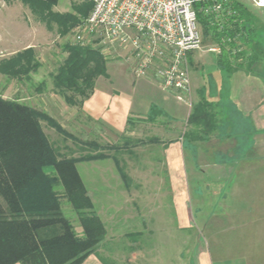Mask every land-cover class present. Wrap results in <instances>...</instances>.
Segmentation results:
<instances>
[{
  "label": "rangeland",
  "instance_id": "374dc122",
  "mask_svg": "<svg viewBox=\"0 0 264 264\" xmlns=\"http://www.w3.org/2000/svg\"><path fill=\"white\" fill-rule=\"evenodd\" d=\"M20 1L0 0V59L29 45L25 40L30 38L38 45L35 54L40 66L31 73V80L22 79L17 82L16 79L0 74V95L18 98L21 102L44 111H54V118L73 137L63 136L44 121L43 132L63 155L78 156L96 151L102 155L101 158L76 164V170L94 204V211L106 228V236L98 246L103 258L99 257L106 264H130L127 262L128 258H124L132 249L142 247L146 249L142 252L146 253L144 258H129L135 260V264H194L195 249L204 245L209 256L217 263L222 238L235 240L238 233L236 243L239 242L240 247H245L246 243L262 246L264 147L253 145V129L243 126L245 131L240 132L242 124L236 119L233 109L227 112L228 108L221 107L226 101L223 99L224 102H221V99L229 91L230 87L227 85L230 82L217 66L214 53L207 50L209 43L203 41L199 50L190 52L192 64L189 66V100H192V104L196 102L203 89L205 99L212 103L211 109L217 111L221 108L218 115L221 123L218 121L219 126L216 124L217 128L213 133L204 142L197 144V154L191 152V147L186 143L181 151L184 171L180 179L185 190L181 188L179 193L184 195L185 205L189 209V216L182 220L181 216L178 217L179 211L175 205L176 188L171 187L170 166L163 153L164 147L157 146L152 137L155 135L166 139L167 135L162 133L169 127L175 129L179 136L185 127L182 120L187 117L191 108L159 88L153 78L152 81L156 82L153 83L158 85L157 89H150L143 83L142 77H133L130 71L127 72L119 64L124 63L121 57H107L105 64L108 76L104 77L107 85L128 94L133 102L147 101L151 95L157 96L159 92L168 94L167 108L177 121L164 115L155 116V127L158 128L156 131L145 130L142 137L120 136L106 127L80 120L78 116H75L77 122H63L58 117L60 107L55 101L59 100V96L52 92L49 78L50 72L59 66L65 56L62 51L64 43L75 42L73 38L76 29L74 27L69 34L61 37L55 28L47 30ZM85 1L90 0H57L53 9L60 12L71 11L73 3ZM240 1L260 22H264V9L252 6L249 0ZM197 29L201 34L202 26L199 22ZM93 39L89 43L99 48L96 37ZM246 78L251 79L250 76ZM39 82L45 84L42 92L35 89ZM148 115H144L145 118L154 116ZM262 135L259 137L263 139L264 134ZM83 142H93L97 146ZM122 171L130 179L124 180L121 177ZM224 173L226 179L220 184L233 190L232 194L238 205L236 208H242L239 214L241 212L248 217L243 220V226H236L234 223V228L228 230L224 229L226 226L218 225L217 216L220 204L217 202L222 191L224 192V188L218 187L217 179ZM61 209L76 235L82 236L77 213L65 198L61 199ZM138 249L134 252L138 253Z\"/></svg>",
  "mask_w": 264,
  "mask_h": 264
},
{
  "label": "trees",
  "instance_id": "16d2710c",
  "mask_svg": "<svg viewBox=\"0 0 264 264\" xmlns=\"http://www.w3.org/2000/svg\"><path fill=\"white\" fill-rule=\"evenodd\" d=\"M210 1L192 0L197 22L202 26V41L221 44L215 60L228 79L234 71H250L259 61L253 44L258 25L264 22L240 0H217L224 3L223 14L213 20L214 16L200 11ZM20 2L47 30L55 28L61 37L69 34L92 7L91 1H85L73 3L71 11L60 12L53 9L57 0ZM240 46L235 55L228 50ZM99 50L90 43L66 42L62 46L65 56L50 72L49 79L53 92L61 95L67 105L80 108L93 92L97 77L108 76L107 58ZM34 53L32 47H27L0 59V74L19 81L31 80V73L40 66ZM190 59L189 53V65ZM44 85L39 82L36 91L42 92ZM211 106L202 89L185 118L182 141H204L217 128L221 108L216 111ZM155 113L153 110L152 115ZM43 121L63 136L73 137L46 111L18 98L0 95V264H81L96 253L106 236L105 224L95 213L92 199L76 170L78 162L102 155L97 151L63 155L43 132ZM83 143L97 146L93 142ZM121 177L130 179L123 171ZM62 198L76 211L82 236L76 235L71 222L64 217Z\"/></svg>",
  "mask_w": 264,
  "mask_h": 264
},
{
  "label": "crops",
  "instance_id": "0c3cea01",
  "mask_svg": "<svg viewBox=\"0 0 264 264\" xmlns=\"http://www.w3.org/2000/svg\"><path fill=\"white\" fill-rule=\"evenodd\" d=\"M258 26L259 29L256 31L257 36L255 39L256 43L253 45L256 48L254 53H257V58L259 61L248 72L237 70L231 74L229 79L225 77L230 82L229 85H227L230 88L226 93V97L224 98L226 101L222 107H225V109L228 108L227 112L231 109L235 111L237 116L236 119L240 124H242V131L240 132L245 131L243 126L253 129L254 132L252 137H254V146L262 145V147H264V138L262 139L259 137L263 136L262 134H264V25L259 24ZM25 41L27 44H30L24 48L32 47L36 53V47L38 46L36 42L34 40L32 41L30 38ZM17 51L19 50L13 51L11 54H14ZM119 64L125 67L127 72L130 71L128 64L125 63V61L124 63L121 62ZM223 75L226 76L224 73ZM248 75L251 77V81L248 80L249 78H246V76L249 77ZM141 79H143V83L150 87V89H155L158 86L157 84L153 83L154 80L152 81V78L150 77H142ZM15 81L19 82V79H16ZM105 81L106 79L104 77H97L91 95L86 98L83 103H81L82 105L80 108H76L67 105L61 95L53 92L52 82L50 80V88L52 89V92L59 96V100H55L60 107L58 117L64 120L63 122L68 123L77 122L75 116H78L80 120H88L90 123H93L96 126H101L102 128L106 127V129L112 131L113 133L126 137L136 135L142 137V135L145 133V130L156 131V128L158 127H155L156 121L154 117L158 115H164L168 119H175L174 121H177V118H174V116L170 114L172 111L167 108V104H169L168 94H162L159 92V94H156L157 96L151 95L147 101H143L141 103L137 101L133 102L132 98L128 94L124 93L123 91L111 88L106 84ZM136 103L138 104L135 105ZM153 110L156 111V115L153 118H145V116H149L148 114H152ZM45 111L50 116H52V118L56 117L54 111ZM182 121H184L185 124V119ZM219 123H221L220 119ZM164 130L166 132H163L162 134L165 136L167 135L166 139L162 136L159 137L154 135L152 137L153 140H151L156 142L157 146L161 145L164 147L163 153L165 154L168 165L170 166V174L172 179H170L172 182L171 187L176 188L175 192L177 195L174 199L176 209L179 211L178 217L181 216L180 218L185 220V216H189V209L188 206L185 205L186 200L184 195L182 196L179 193L181 188L185 190V187H183L184 184L182 185L181 182L182 179H180L183 177L184 171V167L182 166L183 159L181 151L185 148L186 143L189 147H191V152L197 154V144L200 141L188 143L180 139L181 134L177 136L178 134L175 129L173 130V128L169 127L165 128ZM174 133L176 134L173 135ZM217 136H219V134ZM220 167H223V165H220ZM223 171H225V169H223ZM224 176L225 173L223 176H219L217 179L218 187L220 189L224 188L222 189L224 192L222 191L219 202H217L220 203L218 206L217 216L218 225L226 226L224 229L228 230L229 228H234V223L236 226H243V224H245L243 220L248 219V217H246L244 213L241 214L240 212L239 214V211L242 210V208H236L238 205L237 202H235V196L232 194L233 190H229L230 188L227 185L222 186V184H220L221 182L225 181L226 177ZM226 186L229 189H227ZM128 234L130 235V233ZM238 234H236L235 240L233 238L230 240H228V238H222L220 241V254H218L219 259L217 263H215L211 256H209V252L204 245L198 246L195 249L193 255L194 264H264V244L262 246H259L258 244L254 246L253 243H246L245 247H240L239 242L236 243V240L239 237ZM137 249L138 247L132 249L130 253H128V256L124 258H128V263L135 264L136 262L135 260L132 261V259L130 260L129 258H135L139 256L141 257L140 259H142L144 256H146V253H142L144 250H146L145 248L139 247V252L135 253L134 251ZM99 256L102 257L99 254V250L97 249L96 253H93L87 258L83 259L81 264H103V260Z\"/></svg>",
  "mask_w": 264,
  "mask_h": 264
},
{
  "label": "built area",
  "instance_id": "2783aa9c",
  "mask_svg": "<svg viewBox=\"0 0 264 264\" xmlns=\"http://www.w3.org/2000/svg\"><path fill=\"white\" fill-rule=\"evenodd\" d=\"M90 1V11L75 27L74 43H89L96 37L106 58L121 57L133 77L150 76L159 88L191 108L188 54L203 42L192 0ZM249 1L264 9V0ZM223 4L211 0L200 11L215 20L223 14ZM207 47L214 55L222 49L218 43ZM240 48L228 50L235 55Z\"/></svg>",
  "mask_w": 264,
  "mask_h": 264
}]
</instances>
